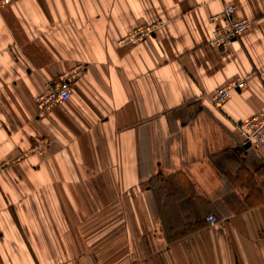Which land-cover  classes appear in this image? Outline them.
Here are the masks:
<instances>
[{
    "label": "crops",
    "instance_id": "1",
    "mask_svg": "<svg viewBox=\"0 0 264 264\" xmlns=\"http://www.w3.org/2000/svg\"><path fill=\"white\" fill-rule=\"evenodd\" d=\"M226 7L253 24L222 50L209 40ZM78 64L71 99L39 119L35 97ZM235 78L246 87L215 109ZM261 112L264 0L1 7L0 264H264V149L239 131ZM105 204L133 230L73 229Z\"/></svg>",
    "mask_w": 264,
    "mask_h": 264
},
{
    "label": "built area",
    "instance_id": "2",
    "mask_svg": "<svg viewBox=\"0 0 264 264\" xmlns=\"http://www.w3.org/2000/svg\"><path fill=\"white\" fill-rule=\"evenodd\" d=\"M15 1L17 0H0V8L9 6ZM233 15L234 8L226 7L222 14L213 18L216 26L209 40L211 46L227 50L252 26V20L245 18L235 19ZM157 28V25L141 27L119 40L117 45L119 47H125L137 43L149 37ZM85 70V65L78 64L62 72L56 82L46 85L44 91L35 97V103L38 109L37 117L39 119L46 118L55 107L62 106L71 99L75 82L81 77ZM248 79L249 78H235L230 80L225 86L211 95L209 98L210 103L217 108H221L234 93L246 87ZM241 133L244 145L248 144L254 148L264 149V112L255 114L242 122ZM48 146L49 140L42 139L33 146L31 151L37 155H41L46 151ZM27 156L28 154L23 153L19 155L13 163L21 161ZM217 220L218 218L215 216L207 218V221L212 224L216 223Z\"/></svg>",
    "mask_w": 264,
    "mask_h": 264
},
{
    "label": "rangeland",
    "instance_id": "3",
    "mask_svg": "<svg viewBox=\"0 0 264 264\" xmlns=\"http://www.w3.org/2000/svg\"><path fill=\"white\" fill-rule=\"evenodd\" d=\"M213 107L215 109H218V110L221 109V108H217L215 106H213ZM241 124L239 125V131H240V134L242 135ZM157 204L161 208L163 214L167 210H169L168 208L163 207V203H160L158 201ZM115 207H116L115 204H105L104 205V214L101 217V219L100 218H98L97 220L93 219V217L95 216V212L91 213L87 220H85V219L79 220L78 218L74 219L73 220V229L76 230V227H78V226H88L87 230H94L96 228L95 226H98V230H133L131 226H128V221L123 218L122 207H120L119 212L117 209H115ZM172 221H173V219H172Z\"/></svg>",
    "mask_w": 264,
    "mask_h": 264
},
{
    "label": "water",
    "instance_id": "4",
    "mask_svg": "<svg viewBox=\"0 0 264 264\" xmlns=\"http://www.w3.org/2000/svg\"><path fill=\"white\" fill-rule=\"evenodd\" d=\"M250 147H251V146L248 145V144L244 145V148H246V149H248V148H250Z\"/></svg>",
    "mask_w": 264,
    "mask_h": 264
}]
</instances>
